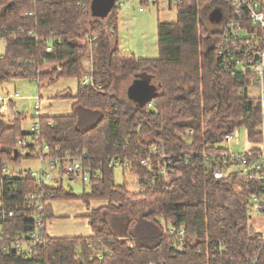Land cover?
I'll list each match as a JSON object with an SVG mask.
<instances>
[{
	"label": "trees",
	"instance_id": "obj_1",
	"mask_svg": "<svg viewBox=\"0 0 264 264\" xmlns=\"http://www.w3.org/2000/svg\"><path fill=\"white\" fill-rule=\"evenodd\" d=\"M91 2L0 0V85L25 79L42 89L60 79L77 81L74 95L55 96L73 101L71 114L32 117L39 126L35 141L21 129L22 113L7 125L0 116V180L8 208L15 212L7 227L34 230L36 220L27 216L36 208L25 203L28 193L50 196L52 202L80 201L87 208L92 201L105 203L85 216L90 236L62 238L47 233L54 218L48 204L38 231L45 242L31 257L0 247V264H250L256 256V264H264L263 237L251 224L250 199L259 196V186L239 167L225 180L214 179L217 166L203 157L221 154L220 144L240 128L254 146L249 151L257 154L262 142L261 102L248 91L253 75L220 69L222 22L212 30L198 17L215 8L224 16L225 4L168 0L175 4L176 22L157 23L156 58H138L118 48V6L104 23L93 16ZM88 13L94 19L83 31ZM90 54L87 70L84 60ZM141 73L158 78L152 101L128 104L114 94L116 80ZM84 78L91 83L82 84ZM66 156L92 174L100 172L87 184L88 194L76 195L61 183L38 186L28 175L13 178L2 172L7 163L39 157L63 161ZM148 157L151 169L140 164ZM112 159L127 160L130 166L122 173L136 176L144 190L132 192L126 182L116 185L115 169L108 166ZM161 169L167 178L160 176ZM105 213L121 220L119 232L111 230ZM169 225L185 231L181 243L165 233Z\"/></svg>",
	"mask_w": 264,
	"mask_h": 264
},
{
	"label": "rangeland",
	"instance_id": "obj_2",
	"mask_svg": "<svg viewBox=\"0 0 264 264\" xmlns=\"http://www.w3.org/2000/svg\"><path fill=\"white\" fill-rule=\"evenodd\" d=\"M121 4V6H119ZM114 6H118L119 14L117 21V43L120 51L133 53L138 58H156L157 51V23H174L176 22V10L175 4L169 5L168 0H158L157 4L150 3L144 6L140 3V0H115ZM142 7L143 13L139 12V8ZM224 16L226 15V7L223 6ZM208 14L202 16L198 15L202 19L203 24L212 29H218L219 25L211 24L208 20ZM109 14L100 18L105 23ZM94 18L88 13L81 22V29L88 31L90 23ZM222 22V21H221ZM220 22V23H221ZM91 42L92 38H87ZM112 43L115 38H111ZM4 50V41L0 40V54ZM92 54L90 57L84 60V66L87 70L91 68ZM51 67H45V71H49ZM135 75L126 76L116 80L114 87V94L124 99L128 104H135L136 101L131 99L130 88L143 81ZM84 80V79H83ZM148 80V79H147ZM149 83L147 87L151 94H156L159 91V81L155 75L149 77ZM0 87V95H5V90L9 94L18 95L15 100L16 107L13 108L15 112L22 113L24 115L21 122V129L24 133H30V128L33 126L34 121L32 117L35 115V104L37 103L35 98H39L40 110L37 115H68L71 114V101L68 99H57L56 94H65L70 92L75 94L77 81L75 79H60L52 85L39 89L35 81L17 79L8 82H3ZM258 85H254L248 89L249 96L253 99H259ZM260 100V99H259ZM261 102V100H260ZM9 109V107L7 106ZM12 108V107H11ZM10 108V109H11ZM262 111V108H261ZM14 112V111H13ZM262 113V112H261ZM15 114L7 112L1 117L4 119V125H7ZM263 117V113H262ZM262 125V118H261ZM261 127V126H260ZM258 128V131L260 130ZM263 139V136H262ZM221 147H225L231 153L242 154L254 148L246 138V133L243 128H240L233 132L229 143L223 142ZM22 155L28 153V151L22 150ZM46 169L45 165H41L37 159H24L16 164H6V177H19L24 175L27 171L38 172L40 168ZM233 170H237V167H233ZM239 170V169H238ZM123 170L115 168L114 170V183L120 185L126 182L129 185V189L132 192H140L144 190V187L138 184V178L130 173L123 174ZM45 183L50 184V181L45 180ZM62 185L64 189H72L76 195H82V193H89V186L83 184L80 180H69L67 177H62ZM53 210L57 217L53 221L48 222L47 229L51 237H87L91 235L90 229L87 224V220L82 217H77V213H90L91 210L105 205L104 202L92 201L89 208L80 201H54ZM104 218L110 225V228L114 232H119V228L122 225L121 220L113 217L107 213L104 214ZM162 222V221H160ZM251 224L258 233L264 231V220L259 214L252 212Z\"/></svg>",
	"mask_w": 264,
	"mask_h": 264
},
{
	"label": "built area",
	"instance_id": "obj_3",
	"mask_svg": "<svg viewBox=\"0 0 264 264\" xmlns=\"http://www.w3.org/2000/svg\"><path fill=\"white\" fill-rule=\"evenodd\" d=\"M147 3H153L155 0H145ZM180 2L181 0H175ZM200 1V0H194ZM222 1L226 7V15L222 17V39L218 47L217 55L220 59V69L224 72L231 73H244L253 75L252 82L258 85L259 99L261 100L262 108V125L260 132L263 139L259 147V152L256 154L251 151L244 152L242 154L231 153L225 147H221V154L215 156L211 154H204L203 157L207 162L214 161L217 167L212 171V176L216 180H225L233 172V167H239L242 170L243 175L246 178L259 186V196H252L250 199V205L252 212H255L263 217L264 220V0H218ZM121 6V4H119ZM142 8H139V12ZM51 48L48 46L46 51ZM91 80L84 78L82 84H89ZM13 98H18L15 93L11 95L5 90V95H0V116L9 112L18 115L10 106V101ZM37 103L35 104V115L40 110L39 98H35ZM9 107V109L7 108ZM150 107L151 104H148ZM11 108V109H10ZM14 111V112H13ZM14 116V117H15ZM39 126L37 123H33L30 128V134L32 140H37ZM231 136H227L223 142L229 143ZM22 141L17 142V147H22ZM43 151L47 152V148L43 147ZM152 152H156V149H152ZM152 154V153H151ZM41 165H45L46 169L42 167L38 172L27 171L24 175H28L32 178L36 185L42 186L45 180L50 181V184H58L62 182V177H67L69 180H80L82 183L89 184L92 178H99L100 172L92 174L90 170L83 169L80 161L70 162V158L66 156L63 161L60 159H48L44 160L43 157L37 159ZM63 162V163H62ZM187 162V159H184ZM169 162L168 164H170ZM143 168L151 169V158H145L140 162ZM221 164L224 167H221ZM109 167L119 168L121 170L128 169L130 164L127 160L112 159ZM6 166H4L2 172L5 173ZM160 176L167 178L168 173L166 169H161ZM62 184V183H61ZM4 191L1 186L0 180V247L2 252H17L25 257H31L34 249L37 245L43 244L44 239L40 238L38 231L43 228L41 225L44 219L43 210L48 204H52V198L50 196L39 195L36 196L33 193H28L24 197V201L28 207L33 206L36 208L32 214L27 218H33L36 220V226L34 230L27 232H14L10 230L12 225H8L7 220L15 217V212L8 208L5 201ZM46 197V198H45ZM6 226V227H5ZM12 233H11V232ZM11 233V236L8 234ZM165 233L171 237H174L173 242L181 243L184 238L185 231L183 229L177 230L174 226L169 225L165 229ZM264 241V231L261 233ZM256 259L250 264H256ZM40 264V263H36Z\"/></svg>",
	"mask_w": 264,
	"mask_h": 264
},
{
	"label": "water",
	"instance_id": "obj_4",
	"mask_svg": "<svg viewBox=\"0 0 264 264\" xmlns=\"http://www.w3.org/2000/svg\"><path fill=\"white\" fill-rule=\"evenodd\" d=\"M115 0H92L91 2V12L93 16L97 18H102L107 14H110ZM223 14L220 9H213L209 15L208 20L211 24H217L222 21ZM136 77L142 79L143 81L136 83L130 88L131 99L139 103L140 105H145L152 101L156 94H151L146 83H149V75L146 73L137 74ZM148 79V80H147ZM16 155V154H15Z\"/></svg>",
	"mask_w": 264,
	"mask_h": 264
},
{
	"label": "crops",
	"instance_id": "obj_5",
	"mask_svg": "<svg viewBox=\"0 0 264 264\" xmlns=\"http://www.w3.org/2000/svg\"><path fill=\"white\" fill-rule=\"evenodd\" d=\"M140 13H143V11H141ZM147 75H149V74H147ZM149 76H150V75H149ZM0 87H2V85H0ZM76 88H77V86H76ZM0 93H2V92L0 91ZM56 95H57V94H56ZM15 103H16L15 100H11V101H10V106H11L12 108H15V107H16ZM71 104H73V101H71ZM71 107H72V105H71ZM71 110H72V108H71ZM17 113H18V114H21V113H19V112H17ZM42 116H49V115H42ZM52 204H53V203H52ZM52 204H51V206H52V212H53V216H54V218H55V217H57V216H56V214L54 213L53 205H52ZM85 207H86V206H85ZM86 208H87V207H86ZM88 214H89V213H88ZM88 214H87V215H88ZM87 215H86V213H85V214H84V213H77V214H76L77 217H82V218H85V216H87ZM54 218H53L51 221H53ZM51 221H50V222H51ZM90 232H91V231H90ZM47 233H48L49 236H51L50 233H49V230H48V229H47Z\"/></svg>",
	"mask_w": 264,
	"mask_h": 264
},
{
	"label": "flooded vegetation",
	"instance_id": "obj_6",
	"mask_svg": "<svg viewBox=\"0 0 264 264\" xmlns=\"http://www.w3.org/2000/svg\"><path fill=\"white\" fill-rule=\"evenodd\" d=\"M219 24V23H218Z\"/></svg>",
	"mask_w": 264,
	"mask_h": 264
}]
</instances>
